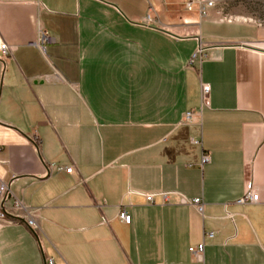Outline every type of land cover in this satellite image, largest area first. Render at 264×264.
I'll return each instance as SVG.
<instances>
[{
	"label": "crops",
	"instance_id": "crops-1",
	"mask_svg": "<svg viewBox=\"0 0 264 264\" xmlns=\"http://www.w3.org/2000/svg\"><path fill=\"white\" fill-rule=\"evenodd\" d=\"M184 2L0 0V264H264V22Z\"/></svg>",
	"mask_w": 264,
	"mask_h": 264
},
{
	"label": "built area",
	"instance_id": "built-area-1",
	"mask_svg": "<svg viewBox=\"0 0 264 264\" xmlns=\"http://www.w3.org/2000/svg\"><path fill=\"white\" fill-rule=\"evenodd\" d=\"M214 6H215V4L213 1H207V0H185V2H184V9L186 11L191 12V11L197 10L201 16H206L207 10L210 8H213ZM148 19H149V17H148ZM54 42H55V40L51 34H49L46 31L41 30L39 32L37 38L28 42L27 46L30 48L38 49L42 53H45L47 48L50 45H52ZM199 52H200V50L196 54L193 55L190 64L193 63L194 59L198 56ZM0 53L2 54V56L4 58H7L11 54V49L6 44H0ZM201 94H202L203 104L208 105L209 86L202 85ZM192 116H193V113H187L185 115V120L189 121L192 118ZM207 161H208V157L204 156L202 158V163H205ZM72 170H73L72 167L64 168V171L68 174L72 173ZM0 198L3 202V204H5L9 199H11V194L8 190L7 185H5V184L0 185ZM145 199L149 203L153 202V197L151 195L146 196ZM165 200H166V198H164V201ZM258 202H259V195L252 189L251 186H247V189H246L244 196L240 200L237 201V204L246 205V204H256ZM191 204L193 206H195L199 212L202 211L203 207H202V204H201L199 199L192 200ZM13 206L16 209L22 208V205L17 201H14ZM4 216H5V211L1 207L0 208V220ZM119 218L125 224H129L131 221L130 216L126 212H121L119 214ZM24 221L29 228L35 227L34 221L31 218H24ZM207 237L211 238L212 234L208 233ZM189 252L196 254L198 257H201L203 255V252H204V244L201 243L194 248H190ZM48 264H53L52 260H49Z\"/></svg>",
	"mask_w": 264,
	"mask_h": 264
},
{
	"label": "rangeland",
	"instance_id": "rangeland-1",
	"mask_svg": "<svg viewBox=\"0 0 264 264\" xmlns=\"http://www.w3.org/2000/svg\"><path fill=\"white\" fill-rule=\"evenodd\" d=\"M213 1L211 8L229 21L245 23L264 22V0H207Z\"/></svg>",
	"mask_w": 264,
	"mask_h": 264
}]
</instances>
